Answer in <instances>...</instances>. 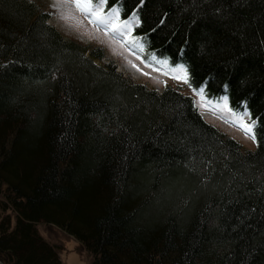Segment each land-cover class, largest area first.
Wrapping results in <instances>:
<instances>
[{"label": "trees", "instance_id": "1", "mask_svg": "<svg viewBox=\"0 0 264 264\" xmlns=\"http://www.w3.org/2000/svg\"><path fill=\"white\" fill-rule=\"evenodd\" d=\"M119 4L146 60L255 121L254 149L192 97L97 64L35 0H0V264H60L37 225L89 264H264V0Z\"/></svg>", "mask_w": 264, "mask_h": 264}, {"label": "rangeland", "instance_id": "2", "mask_svg": "<svg viewBox=\"0 0 264 264\" xmlns=\"http://www.w3.org/2000/svg\"><path fill=\"white\" fill-rule=\"evenodd\" d=\"M35 1L50 14L49 26H52L65 39L82 46L103 49L105 58L97 64L100 66L111 64L123 78L130 79L134 84L145 85L156 93H160L164 87H171L179 90L183 95L192 97L205 123L235 140L244 151L254 149L252 136L244 129L240 130L242 128L240 118L247 122L248 116L244 113L229 111L230 108L224 98L207 102L199 92L189 90L183 79L176 78L183 75L179 70H169L165 63L155 58L146 60L139 45L132 46L131 40L114 37L110 31L90 22V17L79 11L72 0ZM68 2L71 3L70 7ZM102 11L105 12L104 9ZM1 203L0 201V207ZM9 214L10 212L0 214V220ZM12 223L13 218H11ZM36 229L49 245L56 248L60 264H89V257L79 243L61 230L45 225H37Z\"/></svg>", "mask_w": 264, "mask_h": 264}, {"label": "snow or ice", "instance_id": "3", "mask_svg": "<svg viewBox=\"0 0 264 264\" xmlns=\"http://www.w3.org/2000/svg\"><path fill=\"white\" fill-rule=\"evenodd\" d=\"M75 7L85 13L90 17V22L102 26L106 31H110L114 37L128 38L131 40H137L138 37H131L132 26L139 24L138 15L133 12L127 19L121 20L120 14L122 8L119 4V0H113V4L108 8L107 13L102 11L107 5V0H99L98 4H93V0H72ZM142 2V0H141ZM176 70H179L183 75L176 77L178 79H183L185 83H188V72L183 64L176 65ZM201 96L203 95V87L199 90ZM227 107V105H225ZM231 111V109H229ZM240 125L245 130L246 133L252 136L253 141L256 140L255 133L253 131L255 127V121L247 123L243 118H240Z\"/></svg>", "mask_w": 264, "mask_h": 264}, {"label": "bare ground", "instance_id": "4", "mask_svg": "<svg viewBox=\"0 0 264 264\" xmlns=\"http://www.w3.org/2000/svg\"><path fill=\"white\" fill-rule=\"evenodd\" d=\"M67 4L69 5V7L71 6V3L68 2ZM160 93H161V92H160ZM160 93H158V94H160Z\"/></svg>", "mask_w": 264, "mask_h": 264}]
</instances>
